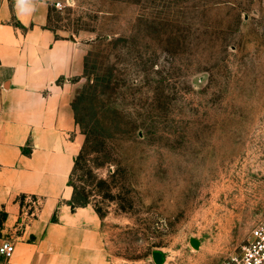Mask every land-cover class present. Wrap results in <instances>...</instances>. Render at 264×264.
I'll return each mask as SVG.
<instances>
[{
  "label": "rangeland",
  "instance_id": "1",
  "mask_svg": "<svg viewBox=\"0 0 264 264\" xmlns=\"http://www.w3.org/2000/svg\"><path fill=\"white\" fill-rule=\"evenodd\" d=\"M46 25L84 49L72 106L110 195L105 264L238 252L264 222V0H61Z\"/></svg>",
  "mask_w": 264,
  "mask_h": 264
},
{
  "label": "crops",
  "instance_id": "2",
  "mask_svg": "<svg viewBox=\"0 0 264 264\" xmlns=\"http://www.w3.org/2000/svg\"><path fill=\"white\" fill-rule=\"evenodd\" d=\"M57 1L0 0V242L14 243L0 264L106 263L98 215L89 204L69 205L81 145L73 79L84 49L46 25ZM22 195L41 200L36 215L26 217Z\"/></svg>",
  "mask_w": 264,
  "mask_h": 264
},
{
  "label": "trees",
  "instance_id": "3",
  "mask_svg": "<svg viewBox=\"0 0 264 264\" xmlns=\"http://www.w3.org/2000/svg\"><path fill=\"white\" fill-rule=\"evenodd\" d=\"M85 135L86 136L84 138V141L74 158L73 166L68 175V181H67L68 185H70L73 189L72 195L69 200V205L71 206L72 209H74L75 207L88 205L91 203L89 200L90 195H94V196H96V194L100 195L101 200H96L92 202L93 204L91 205L94 211L96 212V214L99 216V218H101L103 217L104 212H105L104 206L102 205V203L105 197L106 196L109 197L110 195L105 196L104 193H101L102 192L101 189L106 182L104 179L98 177L96 173H93L94 168L92 166H96V165H93V163L97 164V166H98V163H95L93 160L91 161V159L86 158V152H87L88 144L90 142L89 140L90 137L86 132H85ZM80 171H82L84 175H88L91 179L95 180L96 184L94 186L96 189H93V188H91V190L87 189L88 187H91V185L86 178L81 182L82 184L80 185H75L73 183L74 175H76ZM24 197L25 196L22 195L20 196V199ZM53 220H55V218H53Z\"/></svg>",
  "mask_w": 264,
  "mask_h": 264
},
{
  "label": "built area",
  "instance_id": "4",
  "mask_svg": "<svg viewBox=\"0 0 264 264\" xmlns=\"http://www.w3.org/2000/svg\"><path fill=\"white\" fill-rule=\"evenodd\" d=\"M58 5L59 3H56V6ZM29 214H33V211ZM13 251V241L10 238H3L0 242V258L8 259ZM216 264H264V222L251 229L238 252L230 254Z\"/></svg>",
  "mask_w": 264,
  "mask_h": 264
}]
</instances>
